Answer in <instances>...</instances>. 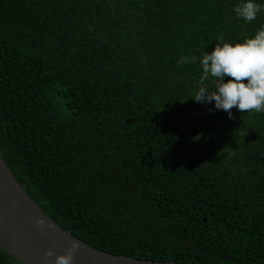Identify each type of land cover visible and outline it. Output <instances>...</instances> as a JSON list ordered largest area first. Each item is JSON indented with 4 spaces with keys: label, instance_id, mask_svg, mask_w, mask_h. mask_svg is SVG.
<instances>
[{
    "label": "trees",
    "instance_id": "16d2710c",
    "mask_svg": "<svg viewBox=\"0 0 264 264\" xmlns=\"http://www.w3.org/2000/svg\"><path fill=\"white\" fill-rule=\"evenodd\" d=\"M242 2L0 0V155L64 231L138 260L264 264V112L196 102L201 66L177 64L253 37L264 11L249 23Z\"/></svg>",
    "mask_w": 264,
    "mask_h": 264
},
{
    "label": "clouds",
    "instance_id": "9594fccd",
    "mask_svg": "<svg viewBox=\"0 0 264 264\" xmlns=\"http://www.w3.org/2000/svg\"><path fill=\"white\" fill-rule=\"evenodd\" d=\"M264 11V4L255 0H244L234 7L236 15L251 23ZM199 62L202 72L198 79V90L194 100L198 103L215 102V108L229 113L264 112V25L253 37H246L242 43H230L219 37L213 51L200 55L181 56L178 66ZM212 78V88L207 81ZM43 226L44 222L38 221ZM79 243L74 242L67 254L56 257L55 264H73L74 253ZM54 253L49 250L47 256Z\"/></svg>",
    "mask_w": 264,
    "mask_h": 264
},
{
    "label": "water",
    "instance_id": "95a60500",
    "mask_svg": "<svg viewBox=\"0 0 264 264\" xmlns=\"http://www.w3.org/2000/svg\"><path fill=\"white\" fill-rule=\"evenodd\" d=\"M74 242L79 248L73 264H178L109 254L74 238L29 197L0 155V249L22 264H55L56 257L67 254ZM49 250L54 253L51 257Z\"/></svg>",
    "mask_w": 264,
    "mask_h": 264
}]
</instances>
